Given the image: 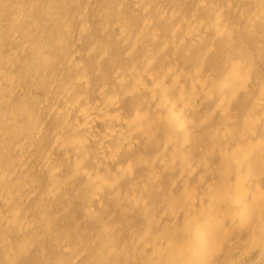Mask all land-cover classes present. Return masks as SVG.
I'll use <instances>...</instances> for the list:
<instances>
[{"label": "bare ground", "instance_id": "1", "mask_svg": "<svg viewBox=\"0 0 264 264\" xmlns=\"http://www.w3.org/2000/svg\"><path fill=\"white\" fill-rule=\"evenodd\" d=\"M19 1L22 3L26 1L23 3L26 5H20ZM36 1L33 8H38L42 2H44V7L30 12L29 6ZM57 1L59 0H13L10 5L16 12L14 10L10 12L14 13L12 18L0 19V165L3 166L9 161L13 167L8 172L0 173V200L8 204L17 192L23 191L29 195L35 190L34 184H29V182L28 184L22 181L20 183V180L16 179L18 182L13 183V175L19 168L20 170L28 168L35 170L36 177L45 175L46 184L39 193L45 199L44 201H52L53 198L62 195L66 186L76 180L75 177L79 173L84 177L82 192L86 204L89 201L93 203L92 200L95 199L100 201L107 190L106 187L110 191L107 190L108 193L112 191V195H118L120 188L116 186L121 179L133 173L134 164L125 161L117 164L115 168L111 167L117 153L132 147L138 134L145 140L151 141L153 138L157 139L158 130H163L164 126H168L170 130L169 132L165 130L161 147L153 157L157 167H153L154 160L152 164L146 160V162L149 161L148 166L151 169L150 172L144 171L148 174V178L145 177L146 174L144 178L148 179L150 184H143L138 189L131 190L130 193L126 192L123 197L124 201L122 200L125 203L117 211L119 217L124 218V222L132 211L133 214L137 213V216L144 214V201L154 194L153 191L156 188L151 182H155L157 173H159L158 168L164 170L173 164L166 152L179 147L194 149L193 162L191 163V159L180 165L181 173L177 175L181 183L180 193L178 194L179 191H177V195L167 191L164 198L162 197L164 202L162 212L172 223L178 222V216L187 212L199 215V218L191 224L192 235L175 236L169 233L164 237L152 238L150 226L145 223L141 235L136 239L132 238L130 244H124L120 250L116 251H112L113 247L108 248L113 257L110 264H118L119 259L125 255L123 253H127V247L130 245L131 247L149 246L147 247L149 253L146 252L148 255L146 259H142L140 264H151V261L158 258L163 251L175 253L173 264H198V260L185 258L186 253L197 254L203 264H264L263 185L256 182L257 176L256 181L254 177H251L253 180L249 182V188L244 190L246 187L242 189L234 176L233 178L226 174L224 167V164L227 165L231 159H234L241 170L254 168L257 162H260V166L264 168V0H113L111 3L102 4L93 12L89 10L91 0H83L82 5L79 7L76 5L77 8H73L77 9V14L75 13L76 15L70 18L66 16L68 10L65 11L69 9L67 0ZM5 5L7 4L2 6L5 7ZM131 7L136 8L141 14L137 20L134 17L136 14L134 10L129 11ZM57 8L64 9L65 12L61 9L59 12ZM226 10L228 12L231 10L232 18H228ZM46 20L54 26L48 27L49 23L45 24ZM163 22L170 24L168 27H160ZM96 24L99 25L100 34L94 36L93 27L95 28ZM234 34L240 37H236L237 40L241 38L244 40L246 47L240 48L241 43L233 46L232 40L230 45H226V54L223 55L225 56L224 62L221 63L222 68L220 72H216L219 75L214 77L207 71L206 73L203 65L208 56L215 51L214 39L228 38L233 35L229 37L231 40L235 38ZM201 40H204L205 44L202 49L200 47L201 50L198 49L199 51L187 59L189 72L185 74L187 70L183 72L175 54L188 44L191 45ZM118 43L124 48L122 53H115L114 49H117ZM57 44H62V48L57 49ZM190 49L188 48L189 51ZM160 60H162V65H158ZM217 63L214 61L212 64ZM15 68L19 71L15 72ZM20 71L30 76L21 80L20 77L13 75V72L18 74ZM21 91L41 93L37 106L25 108V105L20 103L24 107L21 108L22 110H13V105V109L6 106L7 99ZM15 96L16 99L17 95ZM20 97L17 100H21ZM133 98H136L138 102L133 107L128 106L127 104ZM235 98L248 103V107L242 114V125L238 131H235L236 135L233 133L231 121L226 116L222 117L225 118L222 122L208 126L212 112L227 114L229 104ZM210 100L212 104L209 108L203 106L202 109L200 108L204 102ZM191 109L197 113L194 117L197 118L196 120L185 117L183 114L184 110L190 111ZM197 109L200 111H196ZM200 128H205L206 131L203 139L196 140L195 131ZM47 129H50L52 134L51 141L48 147L46 146L47 149L38 153L36 149L27 153L25 159L22 158L20 154L31 148L34 150L38 138L44 135ZM177 130H179V136L175 138L174 131ZM10 135L15 136V141L12 138L14 153L7 156L9 148L6 141ZM222 138L227 139V142L224 144L215 142ZM7 142L11 144L10 141ZM56 150L60 152V157L54 161L52 157ZM215 151L218 152L224 164L220 165L218 170L211 171L203 193L204 199H201L202 194L197 192L195 184L192 186L193 183L192 185L188 183L187 177L195 168L207 166L211 159L210 156ZM36 155L39 156H37L38 159L40 158L38 166H35L38 161ZM178 155L176 154L175 157ZM179 159L181 160V156ZM88 161L91 164H88ZM66 163L70 164L71 168L70 170L68 168V173L66 172L67 174L63 176ZM158 163L161 164L160 167ZM41 180L42 178L40 181L37 178L35 182H41ZM128 184L130 186L131 183ZM121 185L123 186V183ZM241 196L244 199L236 214L234 232L230 239L225 244L215 241L202 244L203 239L199 237L201 223L222 217V204L227 201L235 202ZM146 205H148L147 202L144 206ZM27 206L30 207V204ZM90 206H85L87 213L90 212ZM46 210L43 209V214L40 213L43 220L41 222L46 225L48 231V220L45 221ZM161 210L160 213H162ZM19 211L20 209L6 213L7 215L0 214V226L12 229L23 225L32 230L39 227L37 224L40 222H35V218L32 220L31 217L30 219L22 217ZM110 219L112 220V217ZM126 223L128 224L127 221ZM164 223L162 225H165ZM63 229L66 230V228ZM57 232L59 233V230ZM60 238H62L61 235ZM19 242L18 251L26 250L31 244V240L23 234ZM0 245L3 248H12L13 240L5 233L0 236ZM221 253L223 254L222 260L220 259V263H217L216 260ZM120 255H122L121 258ZM74 260L71 264H74Z\"/></svg>", "mask_w": 264, "mask_h": 264}, {"label": "rangeland", "instance_id": "2", "mask_svg": "<svg viewBox=\"0 0 264 264\" xmlns=\"http://www.w3.org/2000/svg\"><path fill=\"white\" fill-rule=\"evenodd\" d=\"M3 0H0V19H6V18H12L13 14L14 13H10L12 10H14V12H16L15 9H12L11 5H10V2H12L13 0H4V4H7L5 5V7H3L2 5ZM61 1V0H59ZM57 1V2H59ZM63 1V0H62ZM83 0H67L69 6L68 8L69 9H65L69 11H66L67 12V17H73L74 15H76L77 13V9H73V8H77V6L79 7L80 5H82L83 2H81ZM111 1L113 2V0H91L90 2V8L89 10L91 12H93L95 9H97V7L101 6L102 4H108V3H111ZM26 3V1H24ZM23 2V3H24ZM28 2V1H27ZM71 4H70V3ZM20 5H26V4H23L22 2H20ZM35 3H31V5L29 6L30 7V12H35L34 10H37V9H42L44 6V2H42L40 4V6L38 8H33L35 7ZM75 3V4H74ZM81 3V4H80ZM97 3V4H96ZM74 5V6H73ZM77 5V6H76ZM96 5V6H95ZM28 6V5H27ZM22 7V6H21ZM72 7V8H70ZM58 11L60 12V9L61 8H57ZM73 13H71L72 11ZM80 9V8H79ZM78 9V11H79ZM132 9L133 7H131L129 9L130 12H132ZM5 10V11H4ZM63 10V11H62ZM134 12L136 13L134 15V17H136V20L137 18H139V16H141L140 12H138V10L136 8L133 9ZM62 12H65L64 9H61ZM13 12V11H12ZM204 12V11H203ZM231 10L228 12V10H226V13H227V16L228 18H232V13L230 14ZM4 13V15H3ZM7 13V14H6ZM10 13V14H9ZM76 13V14H75ZM209 13V11H208ZM230 15H229V14ZM138 14V15H137ZM11 15V16H9ZM65 15V14H64ZM73 15V16H72ZM5 16V18H4ZM45 22V21H43ZM46 23H49L45 22ZM169 22H163L160 24V27H168L169 26ZM167 25V26H166ZM48 27H51V26H54L53 23H49L47 25ZM95 28L93 27V34L94 36L95 35H99L100 32H99V25L96 24L94 25ZM233 36V35H231ZM229 36V37H231ZM215 38L214 39V44H215V51H213V53L211 55L208 56V58L204 61V66L203 65V70L208 73H210V75H214V77H217L219 75V73H216L217 71L220 72V69L222 68V65L221 63L224 62V57L223 55L226 54V48L228 45L231 44V41H232V44L233 46L236 45L238 46L239 43V47L240 48H245L246 44L244 43V40L241 38V39H236V37L240 38L239 36H236L234 34V37L235 38ZM236 40V41H235ZM204 40H201V41H196V42H193V44L191 45H187L185 46V48H182L181 50H179L178 53H176V59L178 61L179 59V66L181 68H183V72L187 70V72H184L185 74L188 73L189 71V61L187 60L191 55L195 54L196 51H199L203 48L205 42ZM235 42V43H234ZM116 44V43H115ZM196 44V45H195ZM227 45V46H226ZM242 45V46H240ZM61 46H63L62 44H57V49H59ZM191 46V47H190ZM244 46V47H243ZM117 49L113 48L114 52L115 53H122L123 51V46L120 45L119 43L116 45ZM195 47V48H194ZM201 47V49H200ZM219 50H218V48ZM222 47V48H220ZM62 48V47H61ZM188 48H192V50L190 49V51L188 50ZM217 48V49H216ZM122 49V50H121ZM197 49V50H196ZM199 49V50H198ZM220 49H222L220 51ZM225 49V50H224ZM185 50V51H183ZM185 52L183 55L181 53ZM187 51V52H186ZM220 51V52H219ZM192 52V53H191ZM219 52V54H217ZM58 53V52H57ZM216 55H220V56H216ZM223 57V58H222ZM213 60V61H212ZM215 63L218 62L217 64H212V63ZM164 62V61H163ZM158 65H162V60H160L158 62ZM183 65V66H181ZM207 69H206V68ZM219 67V68H218ZM206 69V70H205ZM218 69V70H217ZM17 68H15V72L19 71L17 70ZM210 71V72H209ZM13 72V75L15 76H18L22 79L26 78V76H30V74H26L25 72H19L18 74ZM206 72V73H207ZM17 74V75H16ZM24 74V75H23ZM218 74V75H217ZM22 92L24 91H21L19 92L18 94L15 93V95H17V98H19L20 96H22ZM21 94V95H20ZM32 94V96H30ZM12 96L10 98L7 99V103L5 102L6 106L10 107L13 109V110H22L24 107L22 106L25 105V108H32V107H35L37 106L38 104V99L39 97L41 96V93H27V92H24L23 93V96L20 97L21 100H17V98L15 99L14 97L16 96ZM20 95V96H19ZM28 95V96H27ZM27 96V98H26ZM30 97V99H29ZM36 98V99H35ZM15 99V100H14ZM10 100V101H9ZM17 100V101H16ZM27 100V102H26ZM13 101V102H12ZM12 102V103H11ZM16 102V103H15ZM37 102V103H35ZM137 99L136 98H133L127 105L128 106H134L136 104ZM14 103V104H13ZM22 103V104H20ZM212 104V100L210 101H207V102H204L203 105H201V109H202V106L205 107V108H209ZM13 105V107H12ZM30 106V107H29ZM248 107V103L241 100V99H238V98H235L233 99L230 104H229V108H228V113H219L218 111H213L210 118H209V121H208V126L212 125V124H218L220 123V121L222 122L225 118H222L224 116L227 117V119L229 121H231V127H233V133L234 135H236V132L235 131H238V129L240 128V126L242 125V114L244 112V110ZM22 108V109H21ZM196 111H200L199 109H197ZM194 111V109H191L190 111H186L184 110L183 111V114L185 117H190V118H194L197 116V113ZM219 114V115H218ZM238 116V117H237ZM23 119V118H22ZM21 119V120H22ZM195 119V118H194ZM197 119V118H196ZM195 119V120H196ZM10 129V128H9ZM162 129V128H161ZM169 132V127L167 126H164L163 127V130H158L156 132V137L157 139H154L155 142L153 141V139L150 140H145L141 135H137L136 137V142L135 144L128 148V149H123V150H120L118 153H117V157H115L114 161H113V164H111V167L115 168L117 166V164L119 163H122V162H125V161H128V162H131L132 164H134V171L133 173L124 178V179H121L118 183V186L116 187H119V194L118 195H112V191L111 193H108L110 192L108 190V188L106 187L107 190L104 192V195H103V198L98 201V200H92V202L94 203H91V201L88 202V204H86V200L84 199L83 200V192H82V186L84 185V177L79 173L74 181L70 182V184H68L69 186H66V188L64 189L63 191V194L58 196L57 198H53L52 201H44L45 199H43V197L39 194L40 191L44 188L45 184H46V177L45 175H40L39 177H36V171L31 169V168H28V169H21L20 168L14 173L13 175V183H17L18 181L17 180H20V183L22 182H26L28 184H34L35 186V190L33 192H31L29 195H27L28 193H24L23 191H20V192H17L16 194L13 195V199H10L9 200V203L7 204V202H4L2 199L0 200V214L4 215L6 213H11L12 211H16V210H19V213H22V217H28L32 220H35V222H40V225L39 223L37 224L39 227L35 228L36 230H32L30 228H26L25 226L22 225L23 229H24V232H23V229L21 226H17V227H14V228H6V227H1L0 226V236H3L5 233L7 234V236L13 240V247L12 248H3V246L0 245V264H65V261H66V264H71V261L73 259L74 260V264H77L78 260L82 257V259L79 260V263L78 264H110V262L113 260V257H112V254L110 253L109 249L110 247H113L114 250L112 251H116L117 249L120 250V247L123 246L124 244H130L131 241H132V238L133 239H136L139 235H141V232H142V229H143V226L144 224H148L150 226V231H151V237L152 238H160V237H164L166 235H175V236H191L192 235V226L191 224L193 223V221L195 222V220H197V218H199L198 214L195 215V213L193 212L191 214V212H187V213H184V214H181V216H178V222H173L175 224H173L169 219H166V215L163 214V209H164V202H163V198H164V195H166L167 191L168 192H173L174 194H177L176 192H178V194L180 193V189H181V183H180V179H179V174L178 173H181L180 169L182 168L180 165H182L183 163H185L186 161L192 159L191 163L193 162V157H192V154L194 153V149H188V148H176L175 150L172 148V149H169L167 152H166V155L168 158L172 159V165L171 167H167L165 168L164 170L161 168H158V172L157 173V177H156V180L155 182H151V184H154L156 186V188L154 189L153 193L155 194H158V196L154 194H152L149 199L147 197V199H145L144 201V205H145V202H147L148 205H146L147 207H149V209L143 205V208H144V211H145V216L144 214H138L137 216V213L133 214L134 212L132 211V214L130 213V216L127 220H125L124 222V218L122 217H119V214H118V209H120L121 206L124 205L125 202L124 201V196L126 195V192L130 193L131 190L133 191V189H138L139 187H141L143 184H150L148 179V174H146L145 172L149 171L150 172V169L151 167L148 166V162L150 161L151 164H152V160H154L153 162V167H157V164L155 162V158L153 159L154 155L158 153L160 147H161V143L163 142V136H164V133L166 131ZM163 131V132H162ZM206 131L205 128H200L198 130L195 131V139L196 140H199V139H203V135H204V132ZM50 132V129H47L45 134L42 135L41 137L38 138V141L36 142V147H34L32 150L29 149L27 150L26 152H22L20 154V156L22 158H26V156L30 153V152H33L37 149V153L38 152H43L44 150L47 149L48 147V144L50 143V139L52 138V134ZM49 135H48V134ZM174 137H178L179 136V130L177 131H174ZM47 135V136H46ZM15 136L13 135H10L7 137V141H10V145H9V142L6 141V145L7 147L9 148L8 149V153H7V156H11L13 155L14 151H13V143H14V138ZM155 137V138H156ZM175 137V138H176ZM12 138L14 141H12ZM41 138V139H40ZM45 138V140H44ZM40 139V141H39ZM43 139V140H42ZM223 139V138H222ZM221 139V140H222ZM241 139V138H240ZM158 140V142H157ZM220 139L216 140L215 142L217 144H224L227 142V139H223L221 141ZM242 140V139H241ZM149 141V142H148ZM46 142V143H45ZM145 142L146 145H145ZM8 143V144H7ZM156 143V144H154ZM158 144V145H157ZM41 145V146H40ZM145 145V146H144ZM157 145V146H156ZM41 148H39V147ZM47 146V147H46ZM46 148V149H45ZM43 149V150H42ZM156 149V150H155ZM177 149H179L178 151H176ZM182 149V150H181ZM11 150V151H10ZM42 150V151H41ZM171 150H173L171 152ZM184 150V151H183ZM175 151V152H174ZM181 151V152H180ZM183 151V152H182ZM185 152V153H184ZM192 152V153H191ZM28 153V154H27ZM71 153H74V151H71ZM173 153V154H172ZM181 153V154H180ZM55 154V155H54ZM143 154V155H142ZM172 154V155H171ZM178 155L177 157H175V155ZM191 154V156L189 155ZM216 154V155H214ZM53 157H52V160H57L59 157H60V152L59 151H55L53 153ZM25 156V157H24ZM38 155H36L37 157ZM132 156V157H131ZM156 156V155H155ZM179 156H181V160L179 159ZM189 158H188V157ZM39 157V156H38ZM37 157V162L36 164H40V158L38 159ZM56 157V158H55ZM144 159H143V158ZM192 157V158H191ZM136 158H138V160H135ZM150 158V159H148ZM188 158V159H187ZM210 162L207 166L203 167V168H195L194 170H192V172H190V174L188 175V183L190 185H193L194 184L196 185V189H197V192L201 193L202 196H201V199H204V196H203V193L206 189V185H207V182L209 181V178H210V173H212L211 171H214L215 170H218V168L220 167V165L222 166V164H224L223 162H221V159H220V155L218 154L217 151L213 152L212 153V156H210ZM175 159V160H174ZM179 159V160H178ZM145 162H144V161ZM146 160H149L146 162ZM174 160V162H173ZM139 163H138V162ZM134 162V163H133ZM138 164H137V163ZM142 162V163H141ZM182 162V163H181ZM10 162L8 161V163L6 164H3V166L0 165V173L3 172V171H10L12 170V165L11 163L9 164ZM221 163V164H220ZM35 165V166H38ZM88 164H91L89 161H88ZM160 163H158L159 165ZM64 170H63V176H65L67 173H68V168L70 170L71 168V165L66 163L64 164ZM69 165V166H68ZM147 165V166H146ZM261 163L260 162H257L255 165H254V168H250V169H246V170H241L240 168H238V165H237V162L234 160V159H231L227 165L224 164V167L226 168L225 171H226V174L229 176V177H235V179L237 180V183L239 184V186L244 189V190H247L249 187V182L251 181V179L254 177L255 178V181L256 182H259L264 190V168H262L261 166ZM10 166V167H9ZM161 166V164L159 165V167ZM176 166V167H175ZM230 166V167H229ZM235 166V167H234ZM12 167V168H11ZM237 167V168H236ZM6 169V170H5ZM149 169V170H148ZM175 169V170H174ZM255 169V170H253ZM27 170V171H25ZM262 170V171H261ZM20 171V172H19ZM29 171V172H28ZM145 171V172H144ZM163 171V172H162ZM174 171V172H173ZM179 171V172H178ZM238 171V172H237ZM255 171V172H254ZM28 172V173H26ZM65 172V173H64ZM67 172V173H66ZM148 172V173H149ZM161 172V173H160ZM19 173V174H18ZM21 173V174H20ZM175 173V174H174ZM205 173V174H204ZM233 173V174H232ZM255 173V174H254ZM18 174V175H17ZM146 174V175H145ZM161 174V175H160ZM238 174V175H237ZM261 174V175H260ZM23 175L25 176L23 178ZM144 175L146 178H144ZM178 175V176H177ZM250 175V176H249ZM22 176V177H20ZM45 178H44V177ZM143 176V177H142ZM167 176V177H166ZM201 176V177H200ZM256 176H257V179H256ZM18 177V178H17ZM30 177V179H28ZM233 177V178H234ZM252 177V178H251ZM27 178V179H26ZM38 178V181H40V179L42 178L41 182H35V180ZM133 178V179H132ZM136 178V180H134ZM158 178V180H157ZM176 178V179H174ZM17 179V180H16ZM33 181H32V180ZM132 179V180H131ZM139 179V180H138ZM145 179V180H144ZM45 180V182H44ZM130 180V181H129ZM175 180V181H174ZM202 180V181H201ZM207 180V181H206ZM253 180V179H252ZM22 181V182H21ZM128 181V182H127ZM137 181V182H136ZM247 181V182H246ZM43 182V183H42ZM74 182V183H73ZM139 182V183H138ZM142 182V183H141ZM147 182V183H146ZM158 182V183H157ZM174 182V183H173ZM38 183V184H37ZM39 183H42L41 185ZM123 183V186L121 185ZM125 183H127L125 185ZM128 183H131L130 186ZM135 183V184H134ZM136 183H138L136 185ZM141 183V184H140ZM134 184V185H133ZM40 185V186H39ZM72 185V186H71ZM78 185V186H77ZM136 185V186H135ZM39 186V187H38ZM73 186H75L73 188ZM134 186V187H133ZM149 186V185H148ZM171 186V187H170ZM245 186V187H244ZM77 187V188H76ZM39 188V189H37ZM42 188V189H41ZM70 188V190H69ZM171 188V190H170ZM125 189V191H124ZM169 189V190H167ZM72 190V191H71ZM129 190V191H127ZM166 190V191H165ZM163 191H164V194H163ZM67 192V193H66ZM158 192V193H157ZM20 195H19V194ZM70 193V195H69ZM71 193L73 195H71ZM108 193V194H107ZM124 193V194H123ZM26 194V195H25ZM41 198H40V196ZM163 194V196H162ZM177 194V195H178ZM200 194V195H201ZM25 195V197H24ZM111 195V196H110ZM20 196V198H19ZM28 196V197H27ZM39 196V197H38ZM68 196V197H67ZM71 196V197H70ZM107 196V197H106ZM119 196V197H117ZM121 196V197H120ZM15 197V198H14ZM82 199H81V198ZM163 197V198H162ZM27 198V200H26ZM69 201H68V199ZM108 198V199H107ZM112 198V200H111ZM35 199V200H34ZM61 201H60V200ZM67 199V200H66ZM73 201H72V200ZM79 199V200H77ZM243 197H238V199L233 202V201H227L225 203L222 204L221 206V210H222V217L218 218V219H214V220H211V221H204L201 223L200 225V233H199V237L203 239V243L202 244H206L208 242H211V241H215L219 244H225L231 237V235L233 234L234 232V221H236V214L238 212V210L240 209L241 205H242V201H243ZM12 200L15 202H12ZM17 200V202H16ZM24 200H26V204L24 202ZM59 200V201H58ZM107 200V201H106ZM111 200V201H110ZM123 200V201H122ZM148 200V201H147ZM44 203H43V202ZM54 201V202H53ZM98 201V202H97ZM106 201V203H105ZM22 202V203H21ZM35 202V203H34ZM37 202V203H36ZM49 202V203H48ZM60 202V204H59ZM160 202L162 204H160ZM12 203V205H11ZM40 203V204H39ZM48 203V204H47ZM67 203V204H66ZM78 205H77V204ZM80 203V204H79ZM101 203V204H100ZM236 203V204H235ZM10 204V208H8ZM27 204L29 205L30 204V207L27 206ZM34 204V205H33ZM42 204V205H41ZM59 204V205H58ZM63 204V205H62ZM75 204V205H74ZM82 204V205H81ZM123 204V205H122ZM160 204V205H159ZM20 205V206H19ZM41 205V206H40ZM45 205V206H44ZM58 205V207H57ZM90 206V212L87 213L86 212V208L85 206ZM101 205V206H100ZM104 205V206H102ZM152 207H151V206ZM3 206V207H2ZM43 206L45 208H43ZM55 208H53V207ZM64 206V207H63ZM69 206V207H68ZM72 206V207H71ZM159 207V208H156V207ZM19 207V208H18ZM22 207V208H20ZM32 207V208H31ZM36 207V208H35ZM40 207V208H39ZM93 207V208H92ZM236 207V208H235ZM7 208V209H6ZM42 208V211H40ZM61 208V209H60ZM100 208V210H99ZM11 209V211H10ZM15 209V210H14ZM33 211V212H31ZM35 211H34V210ZM43 209H47L46 210V220H48V228L49 230L47 231L46 230V225L42 224L41 220H42V214H43ZM57 209V210H56ZM68 211H67V210ZM70 209V210H69ZM95 209V210H94ZM138 209V208H136ZM146 209V210H145ZM160 209L162 213H160ZM233 209V210H232ZM235 209V210H234ZM39 210V211H38ZM55 210V211H54ZM62 210V211H61ZM64 210H66L64 212ZM84 210V211H83ZM98 210V211H97ZM105 210V211H104ZM115 210V211H114ZM118 210V211H117ZM9 211V212H8ZM22 211V212H21ZM31 213H29V212ZM51 211V212H50ZM53 211V212H52ZM61 211V212H60ZM97 211V212H96ZM151 211H154V212H151ZM232 211V212H231ZM5 212V213H4ZM42 212V214L40 213ZM56 212V213H55ZM60 212V213H59ZM69 212V213H68ZM83 212H84V215H83ZM99 212V213H98ZM112 212H115V214ZM151 212V213H150ZM40 213V215H39ZM59 213V215H58ZM64 213V214H63ZM72 213V214H71ZM92 213V214H91ZM95 213V214H93ZM98 213V214H97ZM229 213V214H227ZM232 213V214H231ZM26 214V215H25ZM38 214V215H36ZM48 214V215H47ZM52 214V215H51ZM56 217H55V215ZM62 214V215H61ZM151 214V215H149ZM162 214V215H160ZM187 214V215H186ZM235 214V215H234ZM7 215V214H6ZM51 215V216H50ZM54 215V216H53ZM61 215V216H60ZM64 215V216H63ZM74 217H73V216ZM94 215V216H93ZM107 215V216H106ZM136 217H135V216ZM149 215V216H148ZM35 216V217H34ZM49 216V217H48ZM106 216V217H105ZM112 217V220L110 219ZM115 216V217H114ZM142 216V217H141ZM162 216V217H160ZM183 216V217H182ZM189 216V217H188ZM229 216V218H228ZM67 217V218H66ZM76 217V218H75ZM99 219H98V218ZM114 217V218H113ZM133 217V218H132ZM139 217V219H138ZM147 217V218H146ZM156 217V218H155ZM160 217V219H158ZM35 218V219H34ZM50 218V220L48 219ZM56 218V220H55ZM63 218V219H62ZM74 218V219H73ZM88 218V219H87ZM93 218V220H92ZM102 218V219H101ZM152 220H151V219ZM154 218V220H153ZM183 218V219H182ZM54 219V220H53ZM68 219V221H67ZM72 219V220H71ZM76 219V220H75ZM157 219V220H156ZM225 219V220H224ZM230 219V220H229ZM52 220V222H51ZM63 220V222H62ZM74 220V221H73ZM89 220V221H88ZM97 220V221H96ZM101 220V221H100ZM106 220V221H105ZM116 220V221H115ZM119 220V221H118ZM181 220V221H180ZM43 221V220H42ZM76 221L78 223H76ZM86 221V222H85ZM100 221V222H98ZM126 221L128 222V224L126 223ZM146 221V222H145ZM170 221V222H169ZM230 221V222H229ZM96 222V223H95ZM98 222V223H97ZM117 225H116V223ZM130 222V223H129ZM149 222V223H147ZM150 222H152L150 224ZM165 222V223H164ZM47 223V222H46ZM80 223V224H79ZM85 223V224H84ZM94 223V224H93ZM112 223V224H111ZM132 223V224H131ZM165 224V225H162V224ZM83 224V225H81ZM99 224V225H98ZM129 225L127 227V225ZM143 224V225H141ZM145 224V225H146ZM173 224V225H172ZM67 225V226H66ZM78 225V226H77ZM113 227H112V226ZM157 225V227L155 226ZM171 225V226H170ZM41 226V227H40ZM64 226V227H63ZM72 226V227H71ZM81 226V228H80ZM119 226V227H117ZM125 226V227H124ZM140 228H139V227ZM162 226V227H161ZM20 227V229H18ZM67 227H69L67 229ZM112 227V228H111ZM116 227V228H114ZM137 227V228H136ZM160 227V228H159ZM167 227L170 229H167ZM4 228V229H3ZM40 228V229H39ZM42 228V230H41ZM63 228H66L63 229ZM90 228V229H89ZM95 229V231L93 232V229ZM99 228V229H98ZM101 228V229H100ZM118 228V229H117ZM129 228V229H128ZM133 228V229H132ZM136 228V229H134ZM164 228V229H163ZM28 229H30L28 232ZM105 229V230H104ZM128 229V230H127ZM9 230V232L7 231ZM14 230V231H13ZM41 230V231H39ZM51 230V231H50ZM59 230V233L57 232ZM65 230V231H63ZM81 230L83 232H81ZM92 230V231H91ZM113 230H115V232H113ZM137 230V231H136ZM169 230H172L171 232ZM6 231V232H5ZM16 231V233H15ZM27 231V233L25 232ZM55 231V232H54ZM90 231V232H89ZM97 231V232H96ZM104 231V232H103ZM110 231V233H109ZM118 231V232H117ZM133 231V232H132ZM174 231V233H173ZM80 232V234H79ZM107 232V233H106ZM135 232V233H134ZM183 232V233H182ZM11 233V234H10ZM21 233V234H20ZM56 233V234H54ZM58 233V234H57ZM64 233V234H62ZM66 233V234H65ZM84 233V234H83ZM114 233L116 235H114ZM121 233V234H120ZM128 233H129V236H128ZM131 233V234H130ZM19 234V235H18ZM22 234L26 237H28L30 240H31V244L30 246H28V248L24 251H18L17 250V246L18 244L20 243V238L22 236ZM26 234V235H25ZM50 234V236H49ZM62 238H60V235ZM83 234V235H82ZM92 234V235H91ZM96 234V235H95ZM120 234V235H119ZM138 234V235H137ZM17 235V236H16ZM28 235V236H27ZM89 238H88V236ZM105 237H104V236ZM114 235V236H113ZM120 238H119V236ZM124 235V236H123ZM133 235V237H132ZM135 235V237H134ZM20 236V237H19ZM57 236V237H56ZM85 236V237H84ZM112 236V237H111ZM116 236V237H115ZM220 236V237H219ZM17 237V238H16ZM19 237V238H18ZM56 237V238H55ZM86 240H84V238ZM104 237V238H103ZM108 237V238H107ZM111 237V238H110ZM123 238V243L121 242L122 238ZM14 238V239H13ZM51 238V239H50ZM101 238V239H100ZM107 240H106V239ZM124 238H126L124 240ZM131 238V239H130ZM19 239V240H17ZM33 239V240H32ZM46 239V240H45ZM82 239V240H81ZM90 239V240H89ZM17 240V242H16ZM52 240V241H50ZM54 240V242H53ZM78 240V241H77ZM94 240V241H93ZM106 240V241H105ZM43 241V242H42ZM63 241V242H62ZM84 241H87L84 243ZM125 241V242H124ZM225 241V242H224ZM67 242V243H65ZM97 242V243H96ZM100 242V243H99ZM118 242V244H116ZM52 243V244H51ZM63 243V244H62ZM71 243V245H70ZM111 243V244H110ZM16 244V245H15ZM55 244V245H54ZM69 244V245H67ZM33 245V246H32ZM54 245V246H53ZM43 246V247H42ZM60 246V247H59ZM76 246V247H75ZM84 246V247H83ZM107 246V247H106ZM117 246V247H116ZM62 247V249H61ZM70 247V248H69ZM149 247L148 245L147 246H134V247H131V245L129 247H127V253H123L125 254L123 257L122 255H120V258L119 259V262L118 264H140V262L142 261V259H146L148 253H149V249L147 248ZM67 248V249H66ZM107 250H106V249ZM132 248V249H131ZM10 249V250H9ZM13 249V250H11ZM16 249V250H15ZM60 249V251H59ZM71 249V251H70ZM134 249V250H133ZM5 250V251H4ZM41 250V251H40ZM68 250V251H67ZM73 250V251H72ZM10 251V252H9ZM106 251V252H105ZM130 251V252H128ZM9 252V253H8ZM11 252H12V256H11ZM18 252V253H17ZM68 252V254H67ZM105 252V254H104ZM144 252V253H143ZM148 252V253H146ZM46 253V254H45ZM86 255H85V254ZM135 253V254H134ZM82 254V255H81ZM96 254V255H95ZM104 254V255H103ZM6 255V256H5ZM9 255V256H8ZM59 255L61 257H59ZM77 257H76V256ZM136 255V256H135ZM14 256V257H13ZM80 256V257H79ZM110 256V257H109ZM195 256V257H193ZM222 256L223 254H219L218 255V258H217V263H220V259L222 260ZM11 257V258H10ZM85 257V258H84ZM130 257V258H129ZM174 257H175V253L173 252H168V251H163L161 253V255L156 258V259H153L151 261V264H161L162 262L164 264H173L174 263ZM184 257L187 258V259H192L193 261H197L198 264H203L198 255L197 254H193V253H186L184 254ZM197 257V258H196ZM2 258V259H1ZM5 258V259H3ZM98 259V260H95V259ZM123 259V260H122ZM143 259V260H144ZM195 259V260H194ZM46 260V261H45ZM52 260V261H51ZM54 260V261H53ZM128 260V261H127ZM10 261V262H9ZM58 261V262H57ZM103 261V262H102ZM69 262V263H68ZM91 262V263H90ZM162 263V264H163Z\"/></svg>", "mask_w": 264, "mask_h": 264}]
</instances>
